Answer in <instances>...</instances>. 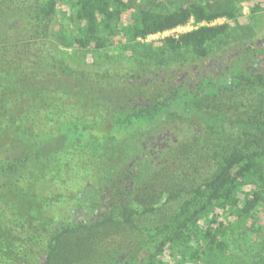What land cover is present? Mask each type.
I'll return each mask as SVG.
<instances>
[{
  "label": "trees",
  "instance_id": "16d2710c",
  "mask_svg": "<svg viewBox=\"0 0 264 264\" xmlns=\"http://www.w3.org/2000/svg\"><path fill=\"white\" fill-rule=\"evenodd\" d=\"M1 9L0 264H72L69 253L80 246L78 233L108 223L129 226L133 240L108 264H168L166 258L176 255L178 264H229L228 236L240 233L261 202L258 191L245 193L244 187L262 179L264 147L231 149L205 182L151 209L136 201L139 185L152 171L143 143L176 125L194 133L216 131L222 138L261 140L264 110L235 116L201 100L235 89L261 90L264 72L251 73L240 59L217 79L201 76L202 89L179 84L170 92L156 89L151 102L141 103L130 94L134 83L148 74L158 77L161 67L128 71L123 75L127 93L121 94L104 85L101 75L109 71L102 74L84 65L82 57L74 64L34 46L45 47L53 35L63 50L58 53L72 60L75 55L66 49L151 60L156 51L144 50L139 40L193 20L196 28L162 43L199 59L230 22H237L242 8L232 0L217 9L195 2L170 11L129 0H40L20 14ZM261 9L258 3L253 11ZM58 15L64 20L54 28ZM219 19L228 22L214 24ZM153 210L162 212L161 219L149 216Z\"/></svg>",
  "mask_w": 264,
  "mask_h": 264
},
{
  "label": "rangeland",
  "instance_id": "374dc122",
  "mask_svg": "<svg viewBox=\"0 0 264 264\" xmlns=\"http://www.w3.org/2000/svg\"><path fill=\"white\" fill-rule=\"evenodd\" d=\"M40 0H0L1 10H8L10 15L20 14L22 11L33 10ZM141 7L159 11H170L179 6L190 3H201L209 8L217 9L229 0H129ZM242 8V15L237 22H230L229 30L216 40L207 45L208 55L204 58H196L190 50L171 52L163 46V39L167 35L149 36L139 40L141 47L155 50L149 60L142 55L130 54L129 57H120L110 52H80L74 49H66L68 55L74 54L75 59L60 54L63 51L57 43V38L51 35L47 39L45 47L34 46L35 50L49 51L50 55L59 54L67 62L77 63L78 58H83V63L89 67H95L100 73L109 71V76L101 75L104 85L113 87L117 93H127L125 75L130 70H143L148 65L161 67L158 77L150 76L137 81L135 92H131L134 100L141 103L151 102L155 90L166 92L173 86L186 81L193 87L201 79V76L210 75L214 78L224 74L231 65L242 60L243 65L250 72H264V4L261 0H232ZM260 3L262 9L254 12V7ZM64 19L58 15L54 20L56 28ZM228 22L219 19L214 24ZM186 31L197 27L194 22L189 23ZM34 49L28 51L27 58L32 61ZM19 58V57H18ZM26 58V59H27ZM32 62L25 65L26 73L32 74ZM144 67V68H143ZM234 69V68H233ZM117 71L120 74H115ZM30 74V75H31ZM118 77L117 82L110 83L111 78ZM228 77V76H227ZM39 78H42L39 75ZM153 78V79H152ZM121 79V80H120ZM152 79V80H150ZM222 82V81H221ZM166 90V91H165ZM260 93V94H258ZM201 103L213 109L231 110L235 116L254 115L258 110H264V88L249 90L242 88L230 92H220L217 95L205 97ZM171 140L168 150L154 166L149 176L138 187L136 201H144L151 207L163 204L170 195L182 190H188L209 179L217 170L218 159L234 148L250 146L252 148L264 147V138L254 140L252 137L239 136L238 138H222L216 131L197 130L186 131L184 125H176L171 130ZM180 135H179V134ZM174 139V141H172ZM262 179L257 183L245 185V193L253 190L261 194V202L252 212L246 226L240 233L228 236L230 241L227 248L229 264H264V165L261 171ZM150 217L161 219L162 212L153 210ZM221 215V212H220ZM222 216V217H221ZM219 220H224L221 215ZM80 245L70 249L69 256L72 264H108L115 254H123L133 240L130 235V227H118L108 223L91 232H80L76 238ZM133 248V247H132ZM180 255L174 258H166L168 264H178Z\"/></svg>",
  "mask_w": 264,
  "mask_h": 264
},
{
  "label": "flooded vegetation",
  "instance_id": "af4514ba",
  "mask_svg": "<svg viewBox=\"0 0 264 264\" xmlns=\"http://www.w3.org/2000/svg\"><path fill=\"white\" fill-rule=\"evenodd\" d=\"M251 73L255 74L254 72H251ZM218 77L219 76H217L216 79ZM199 80L195 83L193 87L195 88L198 86V88L202 89V87L198 83ZM182 85L188 86L186 81L179 83V86H182ZM193 87H190V89H192ZM170 91L171 89H167V92H170ZM165 97H166V94H165ZM170 140H171V131L166 130L164 133L149 136L148 140L145 143H143V148L145 149L144 156L146 160L150 163L151 170L154 168V166H156V164H158V161L163 157L165 152H167ZM172 141H174V139Z\"/></svg>",
  "mask_w": 264,
  "mask_h": 264
},
{
  "label": "built area",
  "instance_id": "2783aa9c",
  "mask_svg": "<svg viewBox=\"0 0 264 264\" xmlns=\"http://www.w3.org/2000/svg\"><path fill=\"white\" fill-rule=\"evenodd\" d=\"M190 22L194 23L193 20H191ZM190 22H189V23H190ZM189 23H187L186 25L178 26V27H176V28H174V29H171V30L165 31V32H163V33L155 34V35L178 36V35L181 34V33L188 32V31H186V30L190 27ZM190 31H191V30H190ZM155 35H152V36H155ZM167 36H166V37H167Z\"/></svg>",
  "mask_w": 264,
  "mask_h": 264
}]
</instances>
